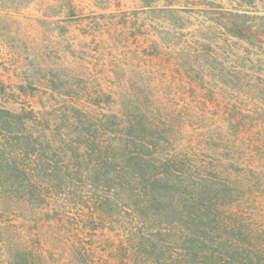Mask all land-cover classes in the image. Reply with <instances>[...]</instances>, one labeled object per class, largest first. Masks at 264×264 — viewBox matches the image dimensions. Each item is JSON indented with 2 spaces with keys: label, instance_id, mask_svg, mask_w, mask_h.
<instances>
[{
  "label": "trees",
  "instance_id": "trees-1",
  "mask_svg": "<svg viewBox=\"0 0 264 264\" xmlns=\"http://www.w3.org/2000/svg\"><path fill=\"white\" fill-rule=\"evenodd\" d=\"M58 2L51 13L61 31L84 22L87 36L100 37L99 60L109 50V61L130 53L136 62L118 82L117 108L77 106L76 92L64 95L65 107L52 108L62 123L57 144L33 111L0 108V264H264V225L243 206L264 195V174L244 167L234 122H204L205 99L185 103L173 92L212 99L219 88L251 85L248 67L225 40L217 46L204 34L127 49L133 12L82 16L72 0ZM173 8L157 10L169 22L159 35H182L184 12ZM263 20L229 13L214 23L264 55ZM65 75L47 83L69 85ZM90 75L85 68L80 80Z\"/></svg>",
  "mask_w": 264,
  "mask_h": 264
},
{
  "label": "rangeland",
  "instance_id": "rangeland-1",
  "mask_svg": "<svg viewBox=\"0 0 264 264\" xmlns=\"http://www.w3.org/2000/svg\"><path fill=\"white\" fill-rule=\"evenodd\" d=\"M72 1L82 16L92 12L117 11L133 12L137 15L136 25L135 17L131 23L127 21L130 29H126V39L123 40L127 49H137L153 41L192 43L204 39L202 34L217 46L226 41L234 50L232 58L248 67L246 73L251 85L242 88L237 86L236 89L229 86V90L219 88L212 99L200 93L192 94L184 90L177 92V86L173 88V92L175 97L185 103L205 99V109L202 106L200 109L204 112V122H234L232 134L236 132L234 134L238 138L244 167L248 168L250 165L264 174V55L256 52L253 47L223 37L220 28L214 23L220 22L229 13H246L247 16H259L264 19V0H153L147 4L144 0ZM167 5H173V9L184 12L179 14L185 24L182 35L165 37L162 32L161 35L157 33L162 26L169 24L167 16L157 11ZM59 6L58 0H0V108L14 114L24 110L33 111L43 122L39 126L51 128L45 132L53 145L57 144L60 138L59 128L62 130V127L57 125L62 123L59 122L60 116L54 113L52 108L65 107L68 100L64 95L70 97L72 92H76L72 104L77 106L109 109L114 107V103L117 108L122 103L117 97L113 100L114 95L119 93L116 91L118 86H122V83L118 82L125 81L127 76L124 70H127V66L133 64L132 62H136L131 60L130 53L127 59L109 61V50L103 55L106 62L99 60L101 58L94 55L93 50L96 49L94 42L100 37L94 39L87 36L84 22L68 24L69 28L61 31L62 26L58 25L57 21L59 15L51 13L57 12ZM145 6L150 9H144ZM262 22L264 23V20ZM107 33L110 31L104 34ZM147 34L149 36H146ZM104 40L109 41L105 37ZM253 40L254 36L247 37L248 43L251 44ZM109 42L113 40L110 39ZM100 46L108 48L110 45L106 43ZM35 58L41 63L36 62ZM85 68L92 75L84 76L85 79L81 81L80 77L84 75ZM52 70L54 72H51ZM60 73L66 74L69 85H61L57 79L53 84L47 83L49 76H58ZM86 79H89L87 85L84 84ZM233 108L243 115L233 117L230 113ZM256 194L253 193L251 201L243 206L251 205L255 209L254 212L257 210L253 219L261 226L264 225V195L259 192L258 200L254 202Z\"/></svg>",
  "mask_w": 264,
  "mask_h": 264
}]
</instances>
